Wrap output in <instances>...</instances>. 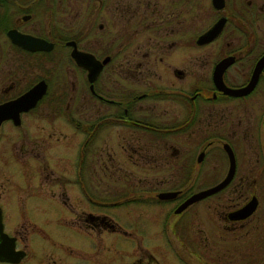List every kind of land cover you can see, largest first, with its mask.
Wrapping results in <instances>:
<instances>
[{
	"label": "flooded vegetation",
	"instance_id": "flooded-vegetation-1",
	"mask_svg": "<svg viewBox=\"0 0 264 264\" xmlns=\"http://www.w3.org/2000/svg\"><path fill=\"white\" fill-rule=\"evenodd\" d=\"M219 21L216 37L198 41ZM73 50L101 63L92 82ZM263 55L264 0H0V264H264V65L248 87ZM107 68L110 96L99 86ZM219 77L239 93L219 89ZM85 98L112 109V163L121 161L117 149L132 167L171 158L173 185L136 186L150 172L128 170L139 182L114 202L106 186L102 200L96 166L85 168L97 159L87 147L105 116L75 121ZM57 113L71 114L64 137H78L61 171L49 165ZM231 165L225 186L185 204L223 181ZM17 178L36 187L32 198H51L56 186L69 215L4 222L2 203L16 195ZM164 192L171 195L160 198ZM120 204L146 209L117 222L111 210Z\"/></svg>",
	"mask_w": 264,
	"mask_h": 264
},
{
	"label": "rangeland",
	"instance_id": "rangeland-1",
	"mask_svg": "<svg viewBox=\"0 0 264 264\" xmlns=\"http://www.w3.org/2000/svg\"><path fill=\"white\" fill-rule=\"evenodd\" d=\"M105 23L106 25L103 31H101V34H106V36L102 34L104 36L103 38H106L108 34V18L105 19ZM107 38L105 39V43H107ZM99 82L100 92L106 96L112 95V82L110 79V73L108 68L102 73ZM111 111L112 109L108 105L95 102L90 98H85L84 103L81 106L75 107V109H73L72 116L74 117L75 121L77 120L81 123L89 124L92 122H96V120L102 116H108ZM70 117L71 114L66 115L60 113H57L56 115L52 116V122L57 125L56 127H54L53 130L54 139L52 155L49 165L51 167V170L54 171L68 170L67 162L69 159H72V157H70L72 150L74 152L76 149H74V147L76 145V142L78 141V137H64V135L70 134L71 131L62 128L66 127L65 124L69 121ZM55 137H58L57 140H55ZM112 139V127H110L109 124H105V126L102 127L101 130L98 132L94 142L89 147H87V154L90 156H96L97 159L93 164L91 163L93 161H90L91 158H89L87 160L88 163H86L85 171L87 172L89 170H92L93 165L96 166L97 172L95 174V178L99 181L98 185L100 187V198H102V200L104 197H108L110 193H104L106 190V186L112 187V202H114L122 200V194L126 192V188L131 186L132 184L136 185L134 181L139 182L138 179H130L125 177V171L128 170H145L150 172L147 178L148 182L142 180V182H139V184L136 186H158L157 181L160 179L166 181L164 184V186L166 187L173 185V177L170 172L173 171L174 168L173 161L171 158L167 162L151 161L145 163V165H141V163L139 162L136 163L138 167H132L130 163L125 162L124 160L125 152L123 153L121 150L117 149L115 153L116 155H118V159H120L121 161L117 163H112V149L114 150V148H116V144L113 143ZM165 140H167V142L171 144L173 139L172 137H168L165 138ZM68 141L70 143V145L68 146L72 148L69 151L68 148L62 146L67 145ZM152 152L155 151L152 150ZM165 152L166 151L164 148V153ZM119 155H121L122 157H120ZM221 159H217V167L221 165ZM208 167L209 166L207 161L204 169H208ZM37 170L39 171V169ZM110 173L112 174V176L110 175ZM13 184L14 187L17 188L15 190L16 195L14 196L13 193H8L7 201H5V203H2L4 222H12L16 218H31L36 222H62L61 219L66 218L69 215L68 211L65 210L63 206L58 205V202L61 203L63 199L60 195H57L56 186H54L53 188V196L51 195L52 199L50 197H48V199H38L36 197H29L30 194H32L34 190H36V187L33 184H27L25 181L22 180V178L15 179L13 181ZM260 186L264 188V180L260 181ZM37 195H39V193H37ZM33 202H38L36 210L29 209L28 207L30 203ZM41 203L46 206V209L45 206L39 205ZM145 209V207L131 204H120L119 206L112 205V218L113 220L115 219L117 222H130V218L136 219L139 216H143V211H145ZM74 214L75 211L71 212V216L69 217L74 216ZM102 235L106 236L104 233Z\"/></svg>",
	"mask_w": 264,
	"mask_h": 264
},
{
	"label": "water",
	"instance_id": "water-1",
	"mask_svg": "<svg viewBox=\"0 0 264 264\" xmlns=\"http://www.w3.org/2000/svg\"><path fill=\"white\" fill-rule=\"evenodd\" d=\"M215 1H216V0H214V2H215ZM221 27H222V26H221V21H219L218 23H216L215 25H213V27H211V29H209L207 32H205L204 34H202V35L199 37V40H198V41H200V42H208V41L212 40L214 37H216V36L218 35V33H219ZM72 57L74 58V60H75L78 64H80V65H84V67H86V68L88 69V80H89L90 82H92V81L96 78V76L98 75V73H99V71H100V69H101V67H102L101 63L98 64V62L95 61V62H96V65H95L94 67H93L92 65H90V64H87L88 61H87L86 58H89V57H87V55H84L83 53H81V52H79V51H77V50H73V52H72ZM105 61H106V60H104L103 63H105ZM227 63H228V62H226V60H225V61H221V62L217 65L216 70H217L218 74H221L220 72L225 68V66L227 65ZM263 65H264V55H263V56L259 59V61L256 63V66H255L254 71H253V73H252V79H251V81H250L248 87L254 84V82H255V80H256V77H257V75L259 74V72H260L261 68L263 67ZM216 85H217V87H218L219 89H223V90H224V89H225V90L227 89V90H228V88H226V87H224V86L222 85L220 77H219V79L216 81ZM248 87H247V88H248ZM34 91H35V88L33 89V93H34ZM36 91H37V93H36V94H37L36 97L39 98V97L42 95V93L44 92V86L41 85V83L38 84V85L36 86ZM228 91H229V92H232V94H237V93H239L240 90H230V89H229ZM232 171H233V165H231V168H230V170H229V173H228L227 177H225V178L223 179V181H221L219 184H217L216 186H214L212 189H209V190L203 191V192H201V193H198V194H196V195H193L190 199H188V200L185 202V204L190 203L191 201H194L195 199L199 198L200 196L205 195V194H207V193H210V192H212L213 190H216V189H218V188H220V187L225 186V185L228 183V181L230 180V177H231V173H232ZM169 195H171V193H169V192H164V193H160V194H158V196H159L160 198H161V197H168ZM254 206H255V204H254V202L252 201V202H249L248 204H246V205H245L244 207H242L241 209H239V210H238V213H240V216H239V217H242V216H244V215L249 214V213L254 209ZM0 222H2V221H1V211H0Z\"/></svg>",
	"mask_w": 264,
	"mask_h": 264
},
{
	"label": "trees",
	"instance_id": "trees-1",
	"mask_svg": "<svg viewBox=\"0 0 264 264\" xmlns=\"http://www.w3.org/2000/svg\"><path fill=\"white\" fill-rule=\"evenodd\" d=\"M101 123H103V124H105V123H106V124L110 123V122H109V116H105V118L102 117ZM103 124H102V125H103Z\"/></svg>",
	"mask_w": 264,
	"mask_h": 264
}]
</instances>
